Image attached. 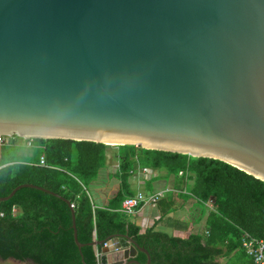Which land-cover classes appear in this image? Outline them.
<instances>
[{"label": "water", "instance_id": "1", "mask_svg": "<svg viewBox=\"0 0 264 264\" xmlns=\"http://www.w3.org/2000/svg\"><path fill=\"white\" fill-rule=\"evenodd\" d=\"M5 137L210 158L264 181V0H0ZM28 187L73 208L34 185L0 203ZM73 228L82 249L75 210ZM105 243L101 264H152L129 236Z\"/></svg>", "mask_w": 264, "mask_h": 264}, {"label": "trees", "instance_id": "2", "mask_svg": "<svg viewBox=\"0 0 264 264\" xmlns=\"http://www.w3.org/2000/svg\"><path fill=\"white\" fill-rule=\"evenodd\" d=\"M19 137L0 142V198L23 188L9 201L0 203V258L32 264H99L96 253L115 236H129L149 251L152 264H256L243 240L250 235L264 241V181L220 160L147 150L136 146L112 147L102 143L73 140L32 141L29 162L19 158ZM120 161L116 175L118 193L108 207L98 208L90 188L107 167L113 151ZM46 159L47 166L41 164ZM141 169L166 170L169 175L193 181L191 195L204 205L213 202L208 234L189 239L171 237L141 228L120 210L136 193L131 177ZM20 208L19 215L15 209ZM73 210L76 212L80 249L75 240ZM104 244L96 247L94 241ZM226 259L223 263L222 260ZM148 263L140 252L136 258Z\"/></svg>", "mask_w": 264, "mask_h": 264}, {"label": "crops", "instance_id": "3", "mask_svg": "<svg viewBox=\"0 0 264 264\" xmlns=\"http://www.w3.org/2000/svg\"><path fill=\"white\" fill-rule=\"evenodd\" d=\"M16 145L20 150L19 158L28 163L33 155L28 143L25 140H19ZM116 157L114 150L109 152L107 167L90 188L91 197L98 208L108 207L110 200L120 189V181L116 177L120 169V161ZM180 177L171 176L166 170L141 168L133 174L131 185L136 194L144 192L164 196L158 204L145 205L135 215L129 216L131 221L141 228L142 233L153 229L182 239H189L193 234H208V217L213 210V202L206 205L199 203L190 192L193 181L187 182ZM20 212V208L15 209L17 215ZM222 262L225 263L226 259ZM0 263L32 264L1 258Z\"/></svg>", "mask_w": 264, "mask_h": 264}, {"label": "built area", "instance_id": "4", "mask_svg": "<svg viewBox=\"0 0 264 264\" xmlns=\"http://www.w3.org/2000/svg\"><path fill=\"white\" fill-rule=\"evenodd\" d=\"M26 141V140H25ZM0 142H4V138H0ZM28 143V146L32 147V141H26ZM41 164L43 166H47L46 159L43 157L41 160ZM163 194H150V193H144L139 192L135 196L127 198L121 208V212L127 216H133L135 215L143 206L148 204L156 205L158 204L162 198ZM72 207L75 208V205L72 204ZM0 216H4L3 213L0 211ZM104 248H109V244L105 243ZM243 248L247 252V254L253 258L256 264H264V241L258 240L250 235H246L243 240ZM102 252L97 251L96 256L99 261V264H101V257Z\"/></svg>", "mask_w": 264, "mask_h": 264}, {"label": "rangeland", "instance_id": "5", "mask_svg": "<svg viewBox=\"0 0 264 264\" xmlns=\"http://www.w3.org/2000/svg\"><path fill=\"white\" fill-rule=\"evenodd\" d=\"M1 264V263H0ZM7 264H11V263H7Z\"/></svg>", "mask_w": 264, "mask_h": 264}, {"label": "clouds", "instance_id": "6", "mask_svg": "<svg viewBox=\"0 0 264 264\" xmlns=\"http://www.w3.org/2000/svg\"><path fill=\"white\" fill-rule=\"evenodd\" d=\"M104 248V247H103Z\"/></svg>", "mask_w": 264, "mask_h": 264}]
</instances>
